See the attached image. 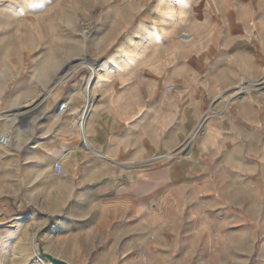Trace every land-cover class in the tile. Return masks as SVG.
<instances>
[{"label":"crops","instance_id":"1","mask_svg":"<svg viewBox=\"0 0 264 264\" xmlns=\"http://www.w3.org/2000/svg\"><path fill=\"white\" fill-rule=\"evenodd\" d=\"M16 2L0 0V18ZM93 3L126 21L124 44L106 65L111 89L84 128L85 95H65L70 110L26 108L21 138L0 145V223L26 215L0 230V264L40 263L34 237L44 228V250L71 264L89 253L91 264L145 260L159 216L160 259L176 252L182 262L192 209H264L255 198L264 196V96L255 91L264 78V0H154L150 26L137 22L138 0ZM184 4L189 27H158L181 19ZM151 205L158 210L147 215Z\"/></svg>","mask_w":264,"mask_h":264},{"label":"rangeland","instance_id":"2","mask_svg":"<svg viewBox=\"0 0 264 264\" xmlns=\"http://www.w3.org/2000/svg\"><path fill=\"white\" fill-rule=\"evenodd\" d=\"M16 1L18 10L12 9L9 15L0 18V138L11 132V145L21 138L26 108L53 107L63 102L65 95H85L86 105L92 98L95 106L98 95L109 93L112 82L106 77V65L124 44L118 28L126 22L111 20L93 0ZM153 3L154 0H138L137 5L144 12L137 22L152 25L149 14L154 9ZM179 11L184 13L181 19L160 21L158 27L169 29L174 24L189 27V19H184L189 5H181ZM182 38L189 40V36ZM85 61L89 64H84ZM98 68L103 72L94 74ZM258 82L263 83L264 78ZM117 86L123 88L120 83ZM240 92L241 86L231 95L240 96ZM199 197L206 200L203 195ZM255 198L264 199V196ZM157 210L156 205H151L147 215ZM170 214L162 211L161 218L169 219ZM159 217L153 223L158 224ZM25 219L22 210L11 224ZM251 220H257L261 226H250ZM51 221L49 218L47 226ZM11 224L0 223V230ZM157 224L147 229V259L102 260L103 264H164L165 255L157 248ZM263 225L264 209L249 212L220 206L194 208L189 212V259L175 261L178 254L175 252L167 264L178 261V264H264ZM43 230L34 237L35 251L41 264H50L38 252L37 237L40 233L42 237ZM91 255L85 254L80 264H91ZM33 262L15 261L16 264Z\"/></svg>","mask_w":264,"mask_h":264},{"label":"built area","instance_id":"3","mask_svg":"<svg viewBox=\"0 0 264 264\" xmlns=\"http://www.w3.org/2000/svg\"><path fill=\"white\" fill-rule=\"evenodd\" d=\"M94 74L96 73H100L103 72V70H101V68L95 69ZM258 91L257 92H261L264 95V82L259 84L257 87ZM89 98L90 95H88ZM91 102H88V104L86 105V107L84 108L82 115H81V125L82 128H84V125L90 115V113L92 112L93 106H94V102L93 99H90ZM95 101V99H94ZM72 108V105L67 102V101H63L59 104L58 110L56 112V114L58 116L63 115L66 111L70 110ZM10 144V136L8 134H4L3 136H1L0 138V145L2 147H7ZM55 169L57 171L58 174H61L62 170H63V166L61 163H56L55 164Z\"/></svg>","mask_w":264,"mask_h":264},{"label":"water","instance_id":"4","mask_svg":"<svg viewBox=\"0 0 264 264\" xmlns=\"http://www.w3.org/2000/svg\"><path fill=\"white\" fill-rule=\"evenodd\" d=\"M37 243H38V252L42 258L47 260L50 264H70L65 260L59 259L54 257L53 255L47 253L43 249L42 240H41V233L38 234L37 237Z\"/></svg>","mask_w":264,"mask_h":264},{"label":"bare ground","instance_id":"5","mask_svg":"<svg viewBox=\"0 0 264 264\" xmlns=\"http://www.w3.org/2000/svg\"><path fill=\"white\" fill-rule=\"evenodd\" d=\"M188 41H189V40H188ZM85 63H86V64H89V62H88V61H85V62H84V64H85ZM92 66H93V65H92ZM98 66H99V65H98ZM92 68H93V67H92ZM70 76H71V75H70ZM70 76H68V79L70 78ZM62 82H63V81H62ZM246 90H247V89H246ZM255 91L257 92V91H258V89H256ZM10 133H11V132L7 131V133H6V134H8V135L10 136Z\"/></svg>","mask_w":264,"mask_h":264}]
</instances>
